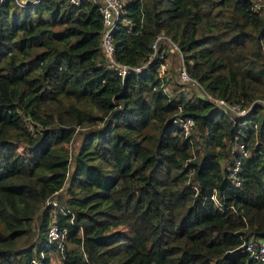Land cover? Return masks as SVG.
<instances>
[{
  "label": "trees",
  "instance_id": "trees-1",
  "mask_svg": "<svg viewBox=\"0 0 264 264\" xmlns=\"http://www.w3.org/2000/svg\"><path fill=\"white\" fill-rule=\"evenodd\" d=\"M251 4L125 0L111 30L128 63L162 31L206 91L248 105L235 114L164 91L163 57L117 75L90 0H1L0 264H51L52 218L66 229L59 264H264L241 247L264 240V9ZM59 190L62 204L45 202Z\"/></svg>",
  "mask_w": 264,
  "mask_h": 264
},
{
  "label": "built area",
  "instance_id": "built-area-1",
  "mask_svg": "<svg viewBox=\"0 0 264 264\" xmlns=\"http://www.w3.org/2000/svg\"><path fill=\"white\" fill-rule=\"evenodd\" d=\"M13 1L16 3L17 7H25L30 4L36 3L39 0H13ZM67 1L73 4H77L80 0H67ZM90 1H92L96 5L101 16L99 45L105 57V64L106 66L114 70V72L117 75H119L121 78L126 73L139 71L140 69L145 67L148 61L151 59V57L158 56L164 58L165 50L162 48L161 50H159V45L161 44L164 46L167 45L169 48L175 49L179 54V60H180L179 68H178L179 79L182 81L190 82L194 86H196L199 89V92L197 94H199L201 97H204L209 101H212L216 106L220 107L226 113L233 112L235 114L236 113L241 114L248 109V105L242 106L239 103L231 102L223 97L213 95L212 93L206 91L196 79L191 77L186 72L180 52L177 50V46L162 31L156 33V35L151 40L150 42L151 51L148 53L146 59L139 61L137 63H128L116 59L113 53L111 30L116 24L118 18H121L120 15L123 11V4L125 0H90ZM251 6L254 9L264 8V0H252ZM165 65L166 63L164 59L158 61L156 70L159 76L163 75L165 71ZM161 87L164 91L167 92L164 84ZM172 120L182 128L184 134L189 133L193 127V119L190 115H174ZM233 149L234 152H233L232 160L230 162L228 173L230 176H232V181L234 183H238V180L235 176V172L238 169L240 158L246 153L242 142H235ZM210 196L214 198L213 194H211ZM214 200L216 202L215 198ZM45 202L46 203L51 202L52 204H55L54 199L47 198ZM59 210L65 212V210L61 207H59ZM68 220L72 221L71 217ZM65 237H66L65 227L58 225L54 218L50 219L46 229V241L48 243H53L55 250L58 253H60L63 249L64 242L66 239ZM241 247L245 249L249 253V255L252 256L253 258L260 261H264V240H253L249 238L243 243H241ZM60 261H61V257L59 259V262ZM33 262L36 263L35 260H33Z\"/></svg>",
  "mask_w": 264,
  "mask_h": 264
},
{
  "label": "rangeland",
  "instance_id": "rangeland-1",
  "mask_svg": "<svg viewBox=\"0 0 264 264\" xmlns=\"http://www.w3.org/2000/svg\"><path fill=\"white\" fill-rule=\"evenodd\" d=\"M165 47H166V50L164 49L165 50L164 61L166 65H165V71L163 75L166 78V81L164 82V86L167 92L173 93V92L182 90V91H187L188 93L190 92L198 93L199 89L196 86H194L190 82L182 81L178 77V68H179V62H180L178 52L175 49L169 48L167 45H165ZM230 113H233V112H230ZM78 142H79V136L75 135L74 137L71 138L70 142L67 143L68 151L70 152V154H72L73 151H75L78 145ZM65 184H66V181L64 182V185ZM64 197H65L64 191L59 190L58 192L55 193V195L52 198L55 201H58L60 204H62L64 201ZM60 257L61 256L57 251H53L51 253L50 263L59 264Z\"/></svg>",
  "mask_w": 264,
  "mask_h": 264
},
{
  "label": "crops",
  "instance_id": "crops-1",
  "mask_svg": "<svg viewBox=\"0 0 264 264\" xmlns=\"http://www.w3.org/2000/svg\"><path fill=\"white\" fill-rule=\"evenodd\" d=\"M50 258H51V256H50Z\"/></svg>",
  "mask_w": 264,
  "mask_h": 264
}]
</instances>
